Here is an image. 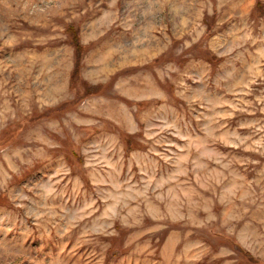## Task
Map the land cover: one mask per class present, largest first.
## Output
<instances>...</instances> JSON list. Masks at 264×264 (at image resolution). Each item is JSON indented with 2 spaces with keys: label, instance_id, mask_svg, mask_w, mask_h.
Here are the masks:
<instances>
[{
  "label": "rangeland",
  "instance_id": "374dc122",
  "mask_svg": "<svg viewBox=\"0 0 264 264\" xmlns=\"http://www.w3.org/2000/svg\"><path fill=\"white\" fill-rule=\"evenodd\" d=\"M238 250L264 263V0H0V264Z\"/></svg>",
  "mask_w": 264,
  "mask_h": 264
},
{
  "label": "trees",
  "instance_id": "16d2710c",
  "mask_svg": "<svg viewBox=\"0 0 264 264\" xmlns=\"http://www.w3.org/2000/svg\"><path fill=\"white\" fill-rule=\"evenodd\" d=\"M69 30V29H68ZM70 32V31H69ZM71 33H73V32H71ZM76 47V46H75ZM77 51H81V49H79L78 47H76L75 48ZM209 60H212V61H216V59L215 58H213V57H211ZM78 62H79V60H78ZM78 77V75H77V73L76 72H74L73 74H72V78H77ZM79 78V77H78ZM73 80V79H72ZM72 82V81H71ZM86 90V89H85ZM94 92H89V93H87L88 95H91V94H93ZM229 241V243L231 244V245H235V242L234 241H231V239H229L228 240ZM238 252H239V254L241 255V257L245 260V262H247V263H249V264H264V263H262L261 261H259V260H257V259H254L253 257H251L247 252H245V251H242V250H238ZM116 254V253H115Z\"/></svg>",
  "mask_w": 264,
  "mask_h": 264
}]
</instances>
